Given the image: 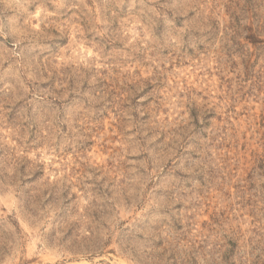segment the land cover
Masks as SVG:
<instances>
[{
	"label": "rangeland",
	"instance_id": "374dc122",
	"mask_svg": "<svg viewBox=\"0 0 264 264\" xmlns=\"http://www.w3.org/2000/svg\"><path fill=\"white\" fill-rule=\"evenodd\" d=\"M183 3H0V264H264V0H201L230 17L228 61L220 72L176 64L211 99L193 89L187 117L169 120L167 76L142 78L157 53H122L141 19L166 54L164 16ZM203 11L175 26H202ZM26 21L82 30L99 58L58 56L66 39L14 37Z\"/></svg>",
	"mask_w": 264,
	"mask_h": 264
},
{
	"label": "clouds",
	"instance_id": "9594fccd",
	"mask_svg": "<svg viewBox=\"0 0 264 264\" xmlns=\"http://www.w3.org/2000/svg\"><path fill=\"white\" fill-rule=\"evenodd\" d=\"M4 0H0L3 3ZM155 5L159 3V0H151ZM5 7H13V5H5ZM161 8H168L169 10L177 9L176 5H160ZM208 5L201 3V0H184L183 5L177 10L173 11V20H167L165 14L164 19L171 24L172 30L167 33L165 40V47L168 49L166 54H161L157 52V49L161 47L159 40L155 34L156 25L145 24L140 20H137L133 27L136 28V33L124 42L123 55L126 57L130 53H135L139 51H144L145 53H154L156 55L147 56V61L149 62V68L143 73L142 78L148 81L151 77L159 74L161 76H167V87L163 90V94L169 99L170 103L167 105L170 111L168 113V119H179L184 120L188 112L184 105L188 100V94H192L193 99H197V96L193 93V89L197 92H202L203 95L199 96L198 100L202 103H209V99L205 100L204 97L208 95L204 92V86L202 81L194 80L185 77V71L180 68L174 67L176 64L183 66L185 63L191 65L194 70L207 71L212 69L214 72H220L221 68L228 61V53L226 50V45L230 43L229 38L234 34L229 27L231 21L230 17L225 14L224 7L222 4L216 7L215 11L208 13L203 11ZM197 8L201 9L204 13V24L202 26L193 27L188 23L176 27L175 17L182 16L187 18L190 12L195 11ZM150 11L157 17H161V12L156 8L152 7ZM39 16V12L36 14ZM51 15V13H49ZM214 26L218 29V34L214 40H207L205 33H211ZM23 29V32L21 31ZM50 29L48 31L39 30L38 24H31L30 21H26L25 25L21 28H13L11 34L14 37L23 38H35V39H45L49 41H55L59 39H66L67 43L61 46L60 54L58 56H63L66 53L70 54L75 51L77 57L81 54L85 60L91 58L98 59L97 52L99 51L96 44L91 43L84 37L82 30L77 29L76 32H70L67 25L59 26L53 25L52 27H47ZM35 30V31H33ZM227 33V35H225ZM7 38V34L0 32ZM103 36L104 33H99ZM124 36L127 37L128 33L125 32ZM20 39L16 40V43H20ZM242 44L246 46L248 52H255L256 49L253 47L251 41L244 38H240ZM87 45H90L87 46ZM203 46V47H202ZM211 47L213 59L215 61V68L208 62L205 54V49ZM96 49V51H93ZM56 57H54L55 59ZM232 61H235L238 67L236 68V73L241 71L240 57L233 55L231 57ZM261 64H264V58L261 59ZM172 65V68H169ZM138 66V65H137ZM155 69V71H153ZM191 75V73H190ZM187 79V87L181 82V78ZM141 77H137L140 79ZM170 89V91H169ZM180 93H185L183 97ZM144 97H142L143 99ZM183 113V115H181ZM73 191H75L73 189ZM118 264H126V261L121 260Z\"/></svg>",
	"mask_w": 264,
	"mask_h": 264
}]
</instances>
